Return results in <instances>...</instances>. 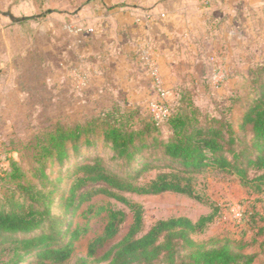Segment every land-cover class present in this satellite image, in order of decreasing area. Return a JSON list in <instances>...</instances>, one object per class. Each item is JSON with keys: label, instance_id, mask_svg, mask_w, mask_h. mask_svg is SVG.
<instances>
[{"label": "rangeland", "instance_id": "rangeland-1", "mask_svg": "<svg viewBox=\"0 0 264 264\" xmlns=\"http://www.w3.org/2000/svg\"><path fill=\"white\" fill-rule=\"evenodd\" d=\"M198 6L205 11L201 16L204 18L188 31L191 35H186L184 41L176 40L175 31L170 35L169 30L167 39L161 41L162 47L154 48L155 54L141 43L133 51L135 67L124 69V73L140 76L137 80L144 82L147 91L138 95H128L118 88H101V83L96 82L100 79L90 77L87 71L90 67L84 63L80 76L73 78L70 62L74 55L87 63L90 57H103L107 51L109 59L117 60L124 45L121 28L107 31L81 28L77 52L69 44L71 32L68 31L70 37L62 33L64 41L68 42L63 56L69 63L63 78L58 71L63 56H59L57 32L51 30L47 34L42 27L46 13L41 10L35 18H28L36 24L22 25L26 30L25 41L18 43L22 56L15 62L18 69L15 84L0 92V207H9L13 199L21 201L18 183L42 187L44 193L49 194L45 202L50 215L59 220L58 229L61 232L66 227L69 231L77 227L81 230L79 238L73 240L72 254L65 264H76L79 257L86 256L87 245L102 233L109 210H122L124 222L97 256L120 240L132 222V214L124 204L102 193L93 194V190L106 187L101 183H88L75 191L71 201L67 199L72 181L80 174L81 164L100 159L108 169L135 183L147 181L166 166L177 165L159 152L152 153L150 148L135 151L129 160L113 157L102 140V127L95 121L111 108L132 110L137 116L150 114L147 103L157 98V92L145 57L156 63L167 89L166 100L170 103L177 99L189 100L204 113L221 117L233 107L238 117L256 95L257 84L253 79H264V0H199ZM112 45L111 54L105 48ZM107 75L118 78L112 71ZM1 80L3 84L7 82V79ZM128 97L131 100H127ZM77 122L86 123L85 128L94 127L95 132H84L76 149L68 144V154L62 159L41 158L40 141L45 140V133L58 125L68 128ZM240 136L243 143H247L248 134L242 131ZM11 162L22 173L16 179L9 176ZM41 163L42 170L38 169ZM249 175L252 176V172ZM192 184L205 203L175 192L150 195L116 192L142 205L143 224L138 236L159 219L185 216L196 221L216 209L213 221L207 223L202 232L191 235L193 241L210 247L216 237L241 238L250 243L248 252L257 255L253 264H260L264 258V186L261 192L252 194V189L242 185L237 177L211 168L193 174ZM88 191L91 192L89 198L79 203V194ZM54 222L51 220L52 224ZM48 225L43 230L49 229ZM40 231L41 228L28 234L0 232V264H9L12 238L31 237ZM69 239L71 234L67 231L63 241ZM89 260L91 264H107L106 261L95 262L91 257ZM20 264L50 262L31 256ZM150 264H165V259L160 257Z\"/></svg>", "mask_w": 264, "mask_h": 264}, {"label": "trees", "instance_id": "trees-1", "mask_svg": "<svg viewBox=\"0 0 264 264\" xmlns=\"http://www.w3.org/2000/svg\"><path fill=\"white\" fill-rule=\"evenodd\" d=\"M253 81L257 84V93L238 117L233 113V107L221 117L204 113L189 100L177 99L175 103L166 102L168 115L162 120L151 114L137 116L132 110L115 108L100 114L99 120L95 119L102 127V140L113 152V157L129 160L135 151L150 148L152 153L159 152L177 165L166 166L147 181L135 183L108 169L100 159L81 164L80 174L72 181L67 199L71 201L75 191L88 183H101L106 187L93 190V194L102 193L124 204L132 214V222L120 240L97 256L124 222L122 210H109L102 233L88 243L86 256L79 257L76 264H91L89 257L107 264H150L160 257L165 259V264L254 262L257 255L246 252L250 243L241 238L216 237L210 247L193 241L191 235L202 232L204 226L213 221L216 209L196 221L185 216L159 219L138 236L143 224V207L118 193L150 195L175 192L205 203L192 184V175L205 168L237 177L242 185L252 189V194L261 192L264 186V79L254 78ZM85 126L86 123L77 122L72 127L58 125L47 131L45 140L40 141L41 158L55 157L59 160L66 157L68 144L76 149L84 132H95L94 127ZM242 131L248 134L247 143H243L240 136ZM10 167L11 178L22 175L14 162ZM38 169H43L42 163ZM17 187L22 199H13L9 207H0V232L28 234L39 228L42 231L31 237L12 238L9 264H20L31 256L47 259L50 264H65L72 254L73 240L79 238L81 230L78 227L71 231L66 227L62 232L58 229L59 220L50 215L45 202L49 194H45L42 187L23 183H18ZM90 193H80L79 203L87 200ZM51 220L55 222L52 224ZM46 224H49V229L43 230ZM67 231L71 239L64 242ZM260 264H264V258Z\"/></svg>", "mask_w": 264, "mask_h": 264}, {"label": "crops", "instance_id": "crops-1", "mask_svg": "<svg viewBox=\"0 0 264 264\" xmlns=\"http://www.w3.org/2000/svg\"><path fill=\"white\" fill-rule=\"evenodd\" d=\"M117 2L120 5H115ZM198 5L199 0H0V92L3 88H13L15 84L18 74L15 62L22 56L18 43L25 41L26 30L22 25L36 24L28 18H35L42 10L46 13L44 21H41L45 33L49 34L51 30L57 32L56 44L60 57L66 52L64 46H68L62 33L71 32L69 44L77 52L76 49L80 47L77 36L81 28L90 27L105 31L121 28L124 45L121 46L122 53L116 56L117 60L109 59L107 51L103 57H90L87 63L85 60L81 61L79 55H74L70 62L73 65V78L77 79L80 76L84 63L90 67L87 70L90 77L100 79L96 82L101 83V88L105 86L111 89L118 88L128 95L143 94L147 91V87L142 80H137L140 76L124 73V69L130 70L135 67L133 51L141 43L155 54L154 48L162 47L161 41L167 39L169 30H171L170 35L175 31L176 40L184 41L186 35H191L188 31L201 24L204 18L201 16L205 11ZM7 9L15 17L26 18L12 21L3 15ZM112 49L113 45L105 48L111 54ZM60 65L58 71L60 70L61 77L64 78L65 69L69 65L64 56ZM111 71L117 73L119 79L109 77L107 74ZM2 78L7 79V84H3ZM127 100H131L130 97ZM248 250L249 248L246 252Z\"/></svg>", "mask_w": 264, "mask_h": 264}, {"label": "built area", "instance_id": "built-area-1", "mask_svg": "<svg viewBox=\"0 0 264 264\" xmlns=\"http://www.w3.org/2000/svg\"><path fill=\"white\" fill-rule=\"evenodd\" d=\"M146 58V63L151 75L155 80V87L157 92V98L155 100H150L147 103L150 114L157 120H162L165 116L168 115V107L166 105V95L167 89L163 86V82L159 77L156 63L152 58Z\"/></svg>", "mask_w": 264, "mask_h": 264}, {"label": "water", "instance_id": "water-1", "mask_svg": "<svg viewBox=\"0 0 264 264\" xmlns=\"http://www.w3.org/2000/svg\"><path fill=\"white\" fill-rule=\"evenodd\" d=\"M3 15L7 16L12 21H20V20H24L26 18V17H15V16H13V14L10 12L9 9H7L5 12H3Z\"/></svg>", "mask_w": 264, "mask_h": 264}]
</instances>
